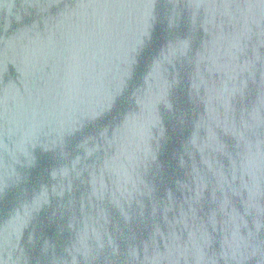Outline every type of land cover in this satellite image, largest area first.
<instances>
[{
    "label": "water",
    "instance_id": "water-1",
    "mask_svg": "<svg viewBox=\"0 0 264 264\" xmlns=\"http://www.w3.org/2000/svg\"><path fill=\"white\" fill-rule=\"evenodd\" d=\"M0 264H264V0H0Z\"/></svg>",
    "mask_w": 264,
    "mask_h": 264
}]
</instances>
